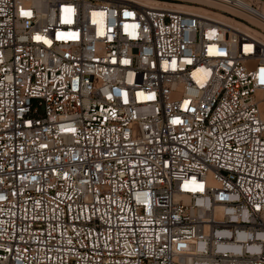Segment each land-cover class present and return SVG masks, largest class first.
<instances>
[{
    "label": "built area",
    "instance_id": "2783aa9c",
    "mask_svg": "<svg viewBox=\"0 0 264 264\" xmlns=\"http://www.w3.org/2000/svg\"><path fill=\"white\" fill-rule=\"evenodd\" d=\"M251 21L257 0H0V264H264Z\"/></svg>",
    "mask_w": 264,
    "mask_h": 264
},
{
    "label": "bare ground",
    "instance_id": "6f19581e",
    "mask_svg": "<svg viewBox=\"0 0 264 264\" xmlns=\"http://www.w3.org/2000/svg\"><path fill=\"white\" fill-rule=\"evenodd\" d=\"M187 5L183 4H178L176 5V10L179 11V12H191V9L192 8H187L186 7ZM187 9V10H186ZM245 28V27H244ZM246 30L248 32H252L253 33V36L256 38V40L258 42H261L262 44H264V30H261V31H255L254 29H249V28H246Z\"/></svg>",
    "mask_w": 264,
    "mask_h": 264
},
{
    "label": "rangeland",
    "instance_id": "374dc122",
    "mask_svg": "<svg viewBox=\"0 0 264 264\" xmlns=\"http://www.w3.org/2000/svg\"><path fill=\"white\" fill-rule=\"evenodd\" d=\"M261 1L264 3V0H261ZM251 23L254 25V28H252V29H254L255 31L264 30V26H262L258 23L252 22V21H251ZM244 29H246V28H244Z\"/></svg>",
    "mask_w": 264,
    "mask_h": 264
},
{
    "label": "snow or ice",
    "instance_id": "6c2138e0",
    "mask_svg": "<svg viewBox=\"0 0 264 264\" xmlns=\"http://www.w3.org/2000/svg\"><path fill=\"white\" fill-rule=\"evenodd\" d=\"M66 11H71V10H66ZM22 14H24V15H27V13H22ZM64 22H66V23H71V20L70 19H68V18H66L65 20H64ZM37 39H39V37H37ZM262 82H264V80H262ZM174 122H176V121H174Z\"/></svg>",
    "mask_w": 264,
    "mask_h": 264
},
{
    "label": "crops",
    "instance_id": "0c3cea01",
    "mask_svg": "<svg viewBox=\"0 0 264 264\" xmlns=\"http://www.w3.org/2000/svg\"><path fill=\"white\" fill-rule=\"evenodd\" d=\"M257 1L260 2L264 6V3L261 0H257Z\"/></svg>",
    "mask_w": 264,
    "mask_h": 264
}]
</instances>
